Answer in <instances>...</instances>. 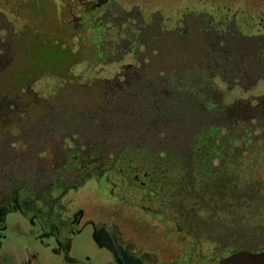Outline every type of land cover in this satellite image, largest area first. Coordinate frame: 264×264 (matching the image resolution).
Instances as JSON below:
<instances>
[{"label":"trees","instance_id":"1","mask_svg":"<svg viewBox=\"0 0 264 264\" xmlns=\"http://www.w3.org/2000/svg\"><path fill=\"white\" fill-rule=\"evenodd\" d=\"M163 24L159 14L146 22L138 9L107 3L92 22L101 38L93 58L108 65L131 54L135 64L111 79L61 80L63 98L35 91L30 79L42 57L6 26L1 225L14 202L28 210L47 205L59 189L58 202L96 176L109 185L114 179V190H145L142 209L182 237L186 253L212 255L193 256L199 264L264 251V95L226 104L216 82L230 90L264 82V36L194 15L175 30ZM47 54L45 65L60 64L56 53Z\"/></svg>","mask_w":264,"mask_h":264},{"label":"rangeland","instance_id":"2","mask_svg":"<svg viewBox=\"0 0 264 264\" xmlns=\"http://www.w3.org/2000/svg\"><path fill=\"white\" fill-rule=\"evenodd\" d=\"M110 2L127 12L138 9L146 22L159 14L166 30L177 29L185 17L194 15L235 22L245 36H264V0H0V36L10 25L23 48L29 45L42 57L35 58L38 72L30 79L42 97H66L68 92L59 85L64 80L72 83V76L87 84L114 78L123 66L135 64L131 54L108 65L93 58L101 38L92 22ZM18 44L19 53L23 48ZM48 52L56 53L60 64L45 65ZM18 53L15 57L21 58ZM216 82L226 104L264 95L262 81L249 90H230ZM140 177L139 184L145 175ZM59 194L55 190L53 199ZM144 194L135 186L127 192L114 190V179L109 185L92 176L58 202H38L31 211L22 208L21 201L14 202L0 225V264H199L193 256L179 255L186 253L185 244L179 243L182 237L142 209Z\"/></svg>","mask_w":264,"mask_h":264},{"label":"water","instance_id":"3","mask_svg":"<svg viewBox=\"0 0 264 264\" xmlns=\"http://www.w3.org/2000/svg\"><path fill=\"white\" fill-rule=\"evenodd\" d=\"M218 264H264V251L261 253L242 251L224 258Z\"/></svg>","mask_w":264,"mask_h":264},{"label":"flooded vegetation","instance_id":"4","mask_svg":"<svg viewBox=\"0 0 264 264\" xmlns=\"http://www.w3.org/2000/svg\"><path fill=\"white\" fill-rule=\"evenodd\" d=\"M143 193H146L145 190H142ZM1 225V224H0ZM180 256H212L208 254H195V253H181Z\"/></svg>","mask_w":264,"mask_h":264}]
</instances>
